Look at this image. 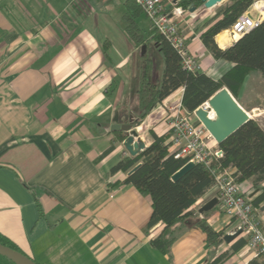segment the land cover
Wrapping results in <instances>:
<instances>
[{
  "label": "crops",
  "instance_id": "obj_1",
  "mask_svg": "<svg viewBox=\"0 0 264 264\" xmlns=\"http://www.w3.org/2000/svg\"><path fill=\"white\" fill-rule=\"evenodd\" d=\"M125 1L0 0V234L36 264H210L247 238L223 241L226 247L211 253L196 220L204 219L199 202L217 197L213 186L191 207L192 217L167 231L175 240L162 253L150 241L164 225L146 228L149 196L124 183L127 172L111 173L131 157L116 140L125 132L111 127L128 124L137 112L143 58L152 64L148 80L159 82L163 75L157 48L138 53L126 36ZM229 3L184 10L178 22L199 71L212 79L232 64L214 59L200 35ZM137 23L147 36L146 16ZM223 32L214 38L220 49L238 40L226 34L218 42ZM182 93L178 89L161 106L181 103ZM153 133L168 134L165 121ZM238 187L248 199L260 193L250 180ZM254 220L264 227V211ZM205 221L223 236L233 227L219 205ZM258 255L246 244L222 264H248Z\"/></svg>",
  "mask_w": 264,
  "mask_h": 264
},
{
  "label": "trees",
  "instance_id": "obj_2",
  "mask_svg": "<svg viewBox=\"0 0 264 264\" xmlns=\"http://www.w3.org/2000/svg\"><path fill=\"white\" fill-rule=\"evenodd\" d=\"M256 1L259 0H230L229 4L218 11L217 20L200 35L202 44L214 59L232 64V67L218 79H212L200 71L184 69L177 51L156 29L150 26L147 36L141 32L137 19L144 14L142 9L133 0L125 1L122 17L126 25V36L136 47L143 45L147 47L148 44L156 47L163 59V75L158 82L148 80L147 69L152 64L146 56L143 58L144 65L141 66L136 92L138 109L132 116L134 127L140 125L154 108L180 88L183 89L181 106L191 114L223 88H226L237 101L246 78L255 71L264 78V16L257 27L241 35L225 49H220L214 40L217 34L229 29L242 14L250 12ZM173 5L188 10L192 7L197 9L203 4L202 0H176ZM116 135L117 141L124 140L125 136L122 133ZM168 136L167 133L162 136L151 133L152 142L148 147L135 157L122 158L111 169V173L127 172L124 183L149 196L152 212L146 228L150 229L158 223L164 225L162 233L153 238L150 244L165 254L169 252L175 240L166 236L167 231L193 216L191 207L214 186L216 175L224 171L230 172L237 184L250 180L254 188L260 191L252 199V206L260 209L264 204V185L259 186V183L264 182V130L256 120H248L218 144L222 154L213 159L210 167L194 164L176 181L172 180V175L185 161L174 159L168 153V144L165 143ZM211 211L203 213L204 219L196 220V225L205 234L208 248L215 255L218 245L223 242L224 230L215 231L206 223L205 217ZM256 227L264 234V227L260 223H257ZM247 243L248 238L238 239L228 250L218 254L210 264H222ZM0 244L19 251L1 234ZM0 264L13 263L0 256ZM248 264H264V253H259Z\"/></svg>",
  "mask_w": 264,
  "mask_h": 264
},
{
  "label": "built area",
  "instance_id": "obj_3",
  "mask_svg": "<svg viewBox=\"0 0 264 264\" xmlns=\"http://www.w3.org/2000/svg\"><path fill=\"white\" fill-rule=\"evenodd\" d=\"M133 1L140 6L151 26L177 51L182 67L188 71H199L200 66L189 52L185 38L179 31L178 18L184 10L174 6L172 2L166 6L163 0ZM261 8L264 9V0L256 1L251 10L256 12V16L250 15L249 12L242 14L226 30L227 36L235 39L257 27L264 16V10L260 11ZM190 15L191 18H195L194 13ZM208 100L199 107L209 111V116L213 117V112L208 107ZM161 108L169 134L168 151L174 159L184 160V164L191 162L210 167L213 159L221 156L218 144L198 122L194 111L191 114L188 113L180 102L175 101ZM214 187L217 190L216 198L221 210L233 223V227L227 234L240 230L241 234L249 235L248 246L255 249L257 254L264 253V234L257 229V223L254 220L256 210L250 199L240 191L232 174L224 171L216 175Z\"/></svg>",
  "mask_w": 264,
  "mask_h": 264
},
{
  "label": "water",
  "instance_id": "obj_4",
  "mask_svg": "<svg viewBox=\"0 0 264 264\" xmlns=\"http://www.w3.org/2000/svg\"><path fill=\"white\" fill-rule=\"evenodd\" d=\"M221 1L222 0H202V6L204 8H211ZM194 10L195 8L192 7L191 12ZM144 52L145 46L143 45L141 47V53L144 54ZM208 107L213 112V117L209 116V111L200 107L195 110L194 116L209 132L217 144L222 143L248 120L252 119L251 116L236 102L226 88L221 89L209 98ZM136 128L137 127H134L132 124V118L128 124H114L111 127L113 131L121 130L125 132V139L123 140L122 145L131 157L140 154L147 147L139 138ZM193 165L194 164L191 162L183 165L172 175V180L176 181L180 179ZM217 205L218 199L213 198L203 204L198 212L199 214L209 212ZM260 211H264V204L260 207ZM239 234H241L240 230L236 231L234 234H225L223 240L226 243H230L238 237ZM0 256L7 258L13 264H36L31 258L23 253L1 244Z\"/></svg>",
  "mask_w": 264,
  "mask_h": 264
},
{
  "label": "rangeland",
  "instance_id": "obj_5",
  "mask_svg": "<svg viewBox=\"0 0 264 264\" xmlns=\"http://www.w3.org/2000/svg\"><path fill=\"white\" fill-rule=\"evenodd\" d=\"M260 6H262L261 3H260ZM261 10L263 11L264 9L261 8L260 11ZM181 16L178 18L179 20L182 18ZM195 17H196V15H195ZM151 46H152L151 44H148V46L145 47L144 55H146L147 52L149 54V51L152 48ZM140 47L141 46H138V47L135 46V48H138L137 49L138 53H139V50L141 51ZM237 101L242 105L241 107L245 111H247V113L251 116V118L256 120L258 122V124L262 127V129L264 130V112L256 111L257 108L260 109L262 106L264 107V78L260 75V73L258 71L251 73V75H249L246 78L245 83H244V85H243V87L240 90V93L238 95ZM159 107L157 106L156 108H154V110H152L149 113V115H147V117L140 123V125L136 126V127L142 126L140 128H136V130H137L139 138L147 146L150 145V143H149L150 142V135H151V133H153V129H155L156 126H158L161 123L164 124V119H163L164 112L162 111L161 104ZM168 153H169V151H168ZM251 201H252V199H250V202ZM199 205L200 206L203 205V204H201V201L199 202ZM218 205H219V203H218ZM255 210H256L255 214H258V211L260 209L255 208ZM234 233H232V234H234ZM246 236L248 238V243H249L250 237H249V235H246ZM221 244H223V245H221L217 249V250H219V252H221L220 250H222L224 247H226V246H224L223 242Z\"/></svg>",
  "mask_w": 264,
  "mask_h": 264
},
{
  "label": "bare ground",
  "instance_id": "obj_6",
  "mask_svg": "<svg viewBox=\"0 0 264 264\" xmlns=\"http://www.w3.org/2000/svg\"><path fill=\"white\" fill-rule=\"evenodd\" d=\"M226 34L227 33H222V34H220L218 37H217V40H218V42H221V40H223V39H225L226 38ZM235 39H239V37H235Z\"/></svg>",
  "mask_w": 264,
  "mask_h": 264
}]
</instances>
